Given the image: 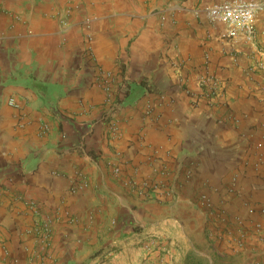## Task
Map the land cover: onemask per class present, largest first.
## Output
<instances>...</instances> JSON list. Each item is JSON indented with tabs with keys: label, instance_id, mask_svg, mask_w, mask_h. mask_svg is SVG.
Wrapping results in <instances>:
<instances>
[{
	"label": "crops",
	"instance_id": "obj_1",
	"mask_svg": "<svg viewBox=\"0 0 264 264\" xmlns=\"http://www.w3.org/2000/svg\"><path fill=\"white\" fill-rule=\"evenodd\" d=\"M220 1L0 0V264H264V11Z\"/></svg>",
	"mask_w": 264,
	"mask_h": 264
},
{
	"label": "built area",
	"instance_id": "obj_2",
	"mask_svg": "<svg viewBox=\"0 0 264 264\" xmlns=\"http://www.w3.org/2000/svg\"><path fill=\"white\" fill-rule=\"evenodd\" d=\"M264 11V0H223L212 4L208 10L210 18L214 21H221L228 25V30L225 33V37L235 38L238 34L243 33L249 38H253L256 33L255 21L260 12ZM182 61H178L181 63ZM105 88L113 91L115 83V73L113 71H103ZM201 86L205 90L210 98L222 95L223 81L215 75H204L200 81ZM12 106H17V101L13 97L9 100ZM22 118L25 120V115L22 114ZM23 121V120H22ZM43 130H47V125H43ZM114 172L120 173L121 167L119 165L114 167ZM200 201L203 206L210 211H215L217 221H223L226 216L224 215V209L215 207V204L210 200L207 193L203 192L200 195ZM34 206L37 203L33 202ZM249 211H258L264 214V206H252ZM257 226L260 224L257 223ZM241 244V240L237 242Z\"/></svg>",
	"mask_w": 264,
	"mask_h": 264
}]
</instances>
